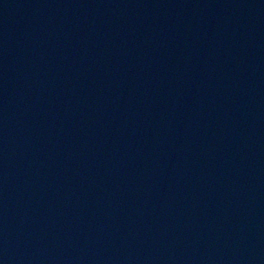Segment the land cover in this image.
Listing matches in <instances>:
<instances>
[{
	"label": "water",
	"instance_id": "95a60500",
	"mask_svg": "<svg viewBox=\"0 0 264 264\" xmlns=\"http://www.w3.org/2000/svg\"><path fill=\"white\" fill-rule=\"evenodd\" d=\"M0 264H264V0H0Z\"/></svg>",
	"mask_w": 264,
	"mask_h": 264
}]
</instances>
